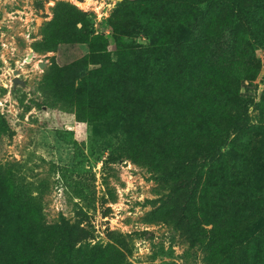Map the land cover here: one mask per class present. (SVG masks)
Returning a JSON list of instances; mask_svg holds the SVG:
<instances>
[{
  "label": "rangeland",
  "instance_id": "rangeland-1",
  "mask_svg": "<svg viewBox=\"0 0 264 264\" xmlns=\"http://www.w3.org/2000/svg\"><path fill=\"white\" fill-rule=\"evenodd\" d=\"M58 1H67L89 13L92 34L105 38L109 49L115 45L110 19L123 13L133 20L137 14L134 0H0V114L11 130L10 134H0V164L11 167L15 181L26 186L32 196L41 195V214L47 224L57 222L60 215L72 222L81 221L93 233L91 246L108 253L117 248L127 264H206L199 249H189L184 236L157 217V211L164 209L166 185L151 179L146 166L129 158L110 160L128 138L127 116L120 112L124 105L115 99L122 89L107 78H93L95 83L103 82L104 93L93 92L102 94L94 101L97 120L92 123L79 116L74 105L57 101L41 88L44 75L54 64L65 66L89 53L86 43H63L56 51L35 50L42 38L41 28L52 19V8ZM172 8L177 10L174 12L181 9L177 5ZM221 18L218 11H209L204 31L217 35ZM246 32L237 25L231 33L237 52L247 55L246 66L234 65L226 55L230 60L216 63L209 75L205 53L212 38L190 36L184 54L176 52L167 63V77L155 87L158 92L150 101L151 120L160 131L157 142L166 148L164 152L172 151L174 146L171 129L177 136L196 134L206 138L204 129L194 132L181 128L185 109L193 113L203 100L199 89L204 80L213 87L225 88L226 83L234 86L236 72L251 78L249 93L254 100L249 107V135L229 133L215 159L227 160L228 168L238 174L236 186L259 205L256 214L248 217L247 248L245 252L239 250V255L244 258L242 264H252L254 257L256 264H264V119L260 115L264 114V48L252 44ZM128 40L133 45L148 43L143 30ZM240 82L239 78L236 85L243 92L249 81ZM77 84L74 73H64L59 89L71 92ZM216 102L224 103L226 99L221 97ZM158 108L161 111L155 110ZM234 108L231 101L229 109Z\"/></svg>",
  "mask_w": 264,
  "mask_h": 264
},
{
  "label": "trees",
  "instance_id": "trees-1",
  "mask_svg": "<svg viewBox=\"0 0 264 264\" xmlns=\"http://www.w3.org/2000/svg\"><path fill=\"white\" fill-rule=\"evenodd\" d=\"M134 1L137 14L133 20L123 13L110 19L115 39L112 49L107 48L105 38L92 34L89 13L67 1L56 2L52 19L41 28L42 38L35 50L56 51L63 43H86L89 53L65 66L54 64L44 75L41 88L51 92L57 101L74 105L79 116L93 123L97 120L94 101L104 93L103 82L95 83L93 78H107L110 84L119 86L121 95L115 99L124 105L120 112L127 116L126 131L131 138L120 143L110 160L129 158L146 166L151 179L166 185L164 209L157 211V217L179 231L189 249H199L206 264H242L244 258L239 250L245 252L247 248L248 217L256 214L259 205L236 186L238 174L228 168L227 160L221 157L217 162L215 158L229 133L249 135V107L254 100L249 93L251 78L240 77L235 71L238 75L234 86L226 83L225 88L213 87L204 80L199 89L203 100L193 113L185 109L181 128L194 132L204 129L207 137H186L181 133L177 136L171 129L172 151L164 152L166 148L157 142L160 131L151 120L150 101L158 92L156 85L167 77V63L178 50L184 54L190 36L212 38L205 53L207 75L216 63L229 58L244 68L247 55L237 52L231 33L234 26L241 25L252 44L264 48V0ZM173 5L181 9L174 12L177 10ZM212 9L222 17L215 36L205 32L203 26ZM138 30L147 35L145 45H133L128 40ZM64 73L76 75L78 84L74 91L64 93L59 89ZM239 78L241 82L249 81L243 92L236 85ZM96 90L102 93L94 95ZM221 97L226 102H216ZM231 101L234 110L229 109ZM208 103L211 108L205 106ZM159 115L166 117L165 113ZM260 115L264 119V114ZM10 133L7 120L0 114V134ZM41 202V195L32 196L26 186L15 181L11 167L0 164V264H127L121 250L115 248L108 253L91 246L93 233L81 221L72 222L60 215L57 222L47 224L41 214ZM256 254L259 261V251ZM252 264H256L255 257Z\"/></svg>",
  "mask_w": 264,
  "mask_h": 264
},
{
  "label": "water",
  "instance_id": "water-1",
  "mask_svg": "<svg viewBox=\"0 0 264 264\" xmlns=\"http://www.w3.org/2000/svg\"><path fill=\"white\" fill-rule=\"evenodd\" d=\"M117 1H122V0H117Z\"/></svg>",
  "mask_w": 264,
  "mask_h": 264
}]
</instances>
